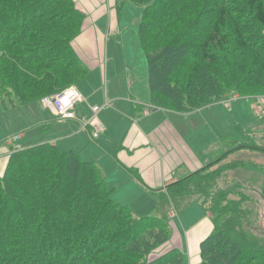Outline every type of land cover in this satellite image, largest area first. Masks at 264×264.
Listing matches in <instances>:
<instances>
[{
  "label": "trees",
  "instance_id": "obj_1",
  "mask_svg": "<svg viewBox=\"0 0 264 264\" xmlns=\"http://www.w3.org/2000/svg\"><path fill=\"white\" fill-rule=\"evenodd\" d=\"M126 1L142 7L138 37L153 106L188 113L230 98L231 88L264 93V40L242 8L225 0H118L117 9ZM245 6L264 26V2ZM83 17L73 0H0V110L14 80L51 94L88 73L71 46ZM228 152L168 184L173 204L194 196L210 212L221 209L224 196L209 199V186L230 168L220 163ZM110 192L96 163L74 149L45 141L11 147L0 176V264H181L172 223L135 215ZM226 210L215 211L200 242V264H264V244L249 249L219 227Z\"/></svg>",
  "mask_w": 264,
  "mask_h": 264
},
{
  "label": "crops",
  "instance_id": "obj_2",
  "mask_svg": "<svg viewBox=\"0 0 264 264\" xmlns=\"http://www.w3.org/2000/svg\"><path fill=\"white\" fill-rule=\"evenodd\" d=\"M73 1L78 10L88 15L82 20L80 33L71 41L76 57L88 68V73L72 84L81 95L73 109L75 116L62 119L53 110L42 108L39 99L49 93L37 91L29 82L22 84L14 80V91L4 98L8 107L0 110V176L4 173L11 147L45 141L61 150L74 149L84 159L93 160L98 168L106 163V160L100 161L102 154L107 153L116 169L128 172L131 177L128 183H136L138 188L156 197L157 204L150 208V213L172 223L170 242L181 248V264H200L199 245L214 228L213 216L198 198L175 206L166 194V186L202 169L227 147H223V143L218 147L208 141L201 142L203 145L197 149L174 127L172 117L151 119L145 106L130 94L126 98L118 97L109 84L114 70L109 62L106 41L91 12L93 6H97V13L105 12L108 33L115 32L118 0ZM116 67L119 71L124 65L116 60ZM95 105L99 110L94 115L91 107ZM149 107L152 112L167 110L155 107L151 102ZM38 111L45 114L38 116ZM128 169L135 171L140 180ZM132 186L137 189L136 185ZM193 204L200 208V215L182 217L183 208Z\"/></svg>",
  "mask_w": 264,
  "mask_h": 264
},
{
  "label": "rangeland",
  "instance_id": "obj_3",
  "mask_svg": "<svg viewBox=\"0 0 264 264\" xmlns=\"http://www.w3.org/2000/svg\"><path fill=\"white\" fill-rule=\"evenodd\" d=\"M225 1L230 7L242 8L244 20L253 24L251 26L254 31H257L264 40V26L255 24L249 9L245 6V0ZM92 8L95 24L106 41L109 62L114 70L109 79L113 92L120 98H126L130 94L145 106L151 119L172 117L174 127L189 145L197 149L203 145L201 142L208 141L214 142L218 147L220 143L227 147L209 162L216 161L224 152L230 151L220 161L222 165H229L230 168L225 174L215 177L210 182L212 185L209 186V199L212 197L219 199L220 193L225 198L221 209H211L212 216L216 215L215 211L223 209L225 211L227 208L217 222L220 228H225L227 234L249 246V249L258 242L260 245L264 244V93L242 95L236 88H231L228 92L230 98L192 112L180 114L168 110L152 112V107H149L146 58L138 37L142 7L126 1L119 9L116 8L117 29L109 33L107 14L97 13V6ZM87 17L88 15L84 14L83 19ZM31 43H35L34 40H29L26 44L29 52L33 50ZM258 44V40L251 42L252 48H256ZM116 60L124 65L119 71H116ZM44 114V111L37 112L38 116ZM105 160L106 163L99 168L104 174L105 186L111 191L114 201L127 205L139 216L151 215L150 208L157 204L156 197L143 188H138V184L128 183L131 180L128 172L116 169L110 163V156L107 153L102 154L100 162ZM132 185H136L137 189ZM238 196L240 199L233 206L231 201L238 199ZM193 198L195 197H182L176 206H181ZM200 212L197 204H193L183 208L181 216L192 218L197 213L200 215ZM176 218L173 216V219L177 220ZM10 247L14 248V244ZM243 259L248 260L249 257ZM248 261L249 264L253 263Z\"/></svg>",
  "mask_w": 264,
  "mask_h": 264
},
{
  "label": "built area",
  "instance_id": "obj_4",
  "mask_svg": "<svg viewBox=\"0 0 264 264\" xmlns=\"http://www.w3.org/2000/svg\"><path fill=\"white\" fill-rule=\"evenodd\" d=\"M81 100V95L75 85H69L66 88L42 96L39 99V104L42 108H48L54 111V113L62 118L74 117L73 109L77 102ZM99 108L97 106L91 107L92 113L95 115Z\"/></svg>",
  "mask_w": 264,
  "mask_h": 264
},
{
  "label": "flooded vegetation",
  "instance_id": "obj_5",
  "mask_svg": "<svg viewBox=\"0 0 264 264\" xmlns=\"http://www.w3.org/2000/svg\"><path fill=\"white\" fill-rule=\"evenodd\" d=\"M258 243H259V242H258ZM258 243H256V245H257ZM259 247H260V244H258V245H257V248H256V249H257V251H258V250H260V248H259Z\"/></svg>",
  "mask_w": 264,
  "mask_h": 264
}]
</instances>
